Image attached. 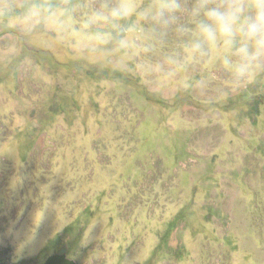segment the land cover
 I'll use <instances>...</instances> for the list:
<instances>
[{
	"label": "rangeland",
	"instance_id": "obj_1",
	"mask_svg": "<svg viewBox=\"0 0 264 264\" xmlns=\"http://www.w3.org/2000/svg\"><path fill=\"white\" fill-rule=\"evenodd\" d=\"M141 62L0 20V264H264V75Z\"/></svg>",
	"mask_w": 264,
	"mask_h": 264
},
{
	"label": "clouds",
	"instance_id": "obj_2",
	"mask_svg": "<svg viewBox=\"0 0 264 264\" xmlns=\"http://www.w3.org/2000/svg\"><path fill=\"white\" fill-rule=\"evenodd\" d=\"M0 20L26 36L66 43L91 63L181 77L205 70L197 87L226 74L235 85L264 75V0H25L0 9ZM48 43V41H44Z\"/></svg>",
	"mask_w": 264,
	"mask_h": 264
},
{
	"label": "water",
	"instance_id": "obj_3",
	"mask_svg": "<svg viewBox=\"0 0 264 264\" xmlns=\"http://www.w3.org/2000/svg\"><path fill=\"white\" fill-rule=\"evenodd\" d=\"M45 264H76V262L72 261L70 256H51L47 259Z\"/></svg>",
	"mask_w": 264,
	"mask_h": 264
},
{
	"label": "trees",
	"instance_id": "obj_4",
	"mask_svg": "<svg viewBox=\"0 0 264 264\" xmlns=\"http://www.w3.org/2000/svg\"><path fill=\"white\" fill-rule=\"evenodd\" d=\"M254 104H256V102H254ZM173 227H174V225H173Z\"/></svg>",
	"mask_w": 264,
	"mask_h": 264
}]
</instances>
